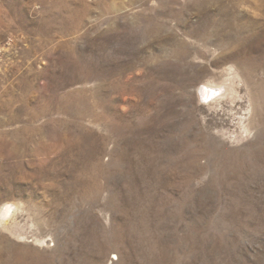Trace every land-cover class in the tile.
I'll list each match as a JSON object with an SVG mask.
<instances>
[{"label":"rangeland","instance_id":"rangeland-1","mask_svg":"<svg viewBox=\"0 0 264 264\" xmlns=\"http://www.w3.org/2000/svg\"><path fill=\"white\" fill-rule=\"evenodd\" d=\"M0 264H264V0H0Z\"/></svg>","mask_w":264,"mask_h":264},{"label":"bare ground","instance_id":"bare-ground-1","mask_svg":"<svg viewBox=\"0 0 264 264\" xmlns=\"http://www.w3.org/2000/svg\"><path fill=\"white\" fill-rule=\"evenodd\" d=\"M212 19V18H211ZM216 21V20H215ZM220 21V20H219ZM224 21V20H223ZM217 23V22H216ZM220 23V22H219ZM222 23V22H221ZM216 88V87H215ZM34 129V128H33ZM31 137V136H30ZM29 138V137H28ZM27 140V139H26ZM28 141V140H27ZM20 154V153H19ZM12 203L7 202L1 209V218L7 219L12 212ZM109 263V262H108Z\"/></svg>","mask_w":264,"mask_h":264}]
</instances>
